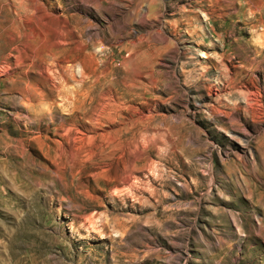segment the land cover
<instances>
[{
    "label": "rangeland",
    "instance_id": "374dc122",
    "mask_svg": "<svg viewBox=\"0 0 264 264\" xmlns=\"http://www.w3.org/2000/svg\"><path fill=\"white\" fill-rule=\"evenodd\" d=\"M0 264H264V0H0Z\"/></svg>",
    "mask_w": 264,
    "mask_h": 264
}]
</instances>
